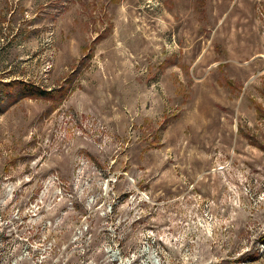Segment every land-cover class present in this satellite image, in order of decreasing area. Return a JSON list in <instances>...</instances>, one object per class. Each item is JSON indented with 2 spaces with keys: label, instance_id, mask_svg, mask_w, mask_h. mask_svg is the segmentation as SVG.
<instances>
[{
  "label": "rangeland",
  "instance_id": "374dc122",
  "mask_svg": "<svg viewBox=\"0 0 264 264\" xmlns=\"http://www.w3.org/2000/svg\"><path fill=\"white\" fill-rule=\"evenodd\" d=\"M0 264H264V0H0Z\"/></svg>",
  "mask_w": 264,
  "mask_h": 264
},
{
  "label": "trees",
  "instance_id": "16d2710c",
  "mask_svg": "<svg viewBox=\"0 0 264 264\" xmlns=\"http://www.w3.org/2000/svg\"><path fill=\"white\" fill-rule=\"evenodd\" d=\"M7 86L11 88L12 100H16L19 97H33V98H47L53 97V90H45L37 85L19 81L18 79L10 80L7 82Z\"/></svg>",
  "mask_w": 264,
  "mask_h": 264
}]
</instances>
